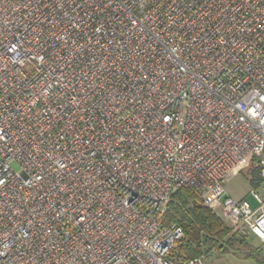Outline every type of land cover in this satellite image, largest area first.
Returning <instances> with one entry per match:
<instances>
[{"label": "built area", "instance_id": "2783aa9c", "mask_svg": "<svg viewBox=\"0 0 264 264\" xmlns=\"http://www.w3.org/2000/svg\"><path fill=\"white\" fill-rule=\"evenodd\" d=\"M254 158L264 0H0V264H176L180 188L264 244Z\"/></svg>", "mask_w": 264, "mask_h": 264}, {"label": "trees", "instance_id": "16d2710c", "mask_svg": "<svg viewBox=\"0 0 264 264\" xmlns=\"http://www.w3.org/2000/svg\"><path fill=\"white\" fill-rule=\"evenodd\" d=\"M257 162L254 158L247 170L248 177L255 184L260 181ZM171 223H177L185 232L184 239L172 255L176 264H184V261L203 255L209 257L214 250L264 264V249L253 246L250 238L233 233L212 209L204 205L198 190L180 188L172 194L163 216L165 226Z\"/></svg>", "mask_w": 264, "mask_h": 264}, {"label": "rangeland", "instance_id": "374dc122", "mask_svg": "<svg viewBox=\"0 0 264 264\" xmlns=\"http://www.w3.org/2000/svg\"><path fill=\"white\" fill-rule=\"evenodd\" d=\"M252 166L248 165L246 168H240L234 171L225 181V188L227 192L237 200H247L253 209L259 207V203L250 194L252 190H256L259 196L264 200V182L259 181V184L252 182L248 177L247 170ZM12 167L16 171H20V167L17 164H13ZM167 209V207H166ZM215 212V211H214ZM217 214V213H216ZM221 219V217L218 215ZM250 241L253 246L264 249L262 242L256 237H250ZM264 251V250H263ZM205 264H258L250 259H244L234 254H222L218 250H214L209 257L203 255Z\"/></svg>", "mask_w": 264, "mask_h": 264}]
</instances>
